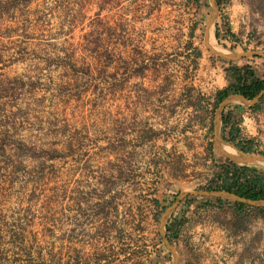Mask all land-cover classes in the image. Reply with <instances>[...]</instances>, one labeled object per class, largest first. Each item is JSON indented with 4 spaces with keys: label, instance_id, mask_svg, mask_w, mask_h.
Listing matches in <instances>:
<instances>
[{
    "label": "rangeland",
    "instance_id": "1",
    "mask_svg": "<svg viewBox=\"0 0 264 264\" xmlns=\"http://www.w3.org/2000/svg\"><path fill=\"white\" fill-rule=\"evenodd\" d=\"M74 2L12 0L0 11V129L11 127L28 147L0 156V209L22 217L30 232L25 251L14 253L31 256L8 255L9 264H171L158 240L171 205L155 221L152 200L217 187L215 175L227 165L209 129L220 84L209 85L226 81L229 64L204 43L211 1L193 16L185 0H103L97 18L99 1L90 0L82 24L69 31ZM193 22L202 57L195 73L187 47ZM94 27L108 29L104 38L117 44L110 68L76 46ZM209 32L229 53L264 55V0H219ZM233 64L264 80V58ZM106 82L117 86L114 101L97 94ZM260 120L250 156L264 155V113ZM241 128L238 143L250 136ZM213 199L188 196L179 206Z\"/></svg>",
    "mask_w": 264,
    "mask_h": 264
},
{
    "label": "trees",
    "instance_id": "2",
    "mask_svg": "<svg viewBox=\"0 0 264 264\" xmlns=\"http://www.w3.org/2000/svg\"><path fill=\"white\" fill-rule=\"evenodd\" d=\"M14 1V0H13ZM74 4L77 7L76 13L77 18L74 17V20L71 21V26L69 31L77 27V24H82L81 20L78 18L82 11H84L89 4L90 0H74ZM98 11L95 16L98 18L99 12L102 11V6L100 5L103 0H98ZM186 6L188 9L192 11L193 16L199 15V10L201 7L202 0H185ZM218 2L219 0H215ZM12 3V0H1L0 1V11L8 12L9 4ZM14 3H12L13 5ZM12 9V7L10 8ZM96 18V19H97ZM100 24V20H97ZM199 21V20H198ZM93 22L92 24H94ZM197 22H193L189 28L188 37L190 39L187 47L192 49L194 59L192 60V69L191 71L195 73L198 70V60L201 58V51L199 48L193 46V42L191 41L194 38V33L197 29ZM93 27V25H92ZM108 30V29H107ZM103 27H94L89 32H84L80 37V42L77 43V48H79L82 52L88 51L92 52L96 55L99 65L103 66L102 68H110L114 60L111 57H114L116 50V42L111 44L107 43V40L104 38L105 32L107 31ZM112 32H116V27L111 29ZM90 47V48H89ZM101 55H103V62L101 60ZM117 55V54H116ZM255 58V57H254ZM108 59V61H105ZM112 69L116 70V68L112 67ZM148 66L144 65L142 67L143 70H147ZM225 79L227 81V85L225 88L216 91L214 95V102L212 103L213 109L215 110L218 105L229 95H240L244 97L246 100H253L257 97L264 89V80L258 77L255 71L250 66H237L233 63H229L228 66L224 70ZM116 72L110 74V78L113 81H116ZM14 81H17L18 78H13ZM77 79L75 78H67L64 83L66 86H70ZM112 81V82H113ZM114 83V82H113ZM111 82H106L107 88L99 89L97 94L99 97L105 99L107 96L112 97L114 101L117 95V86H114ZM2 83L0 82V86ZM193 88L189 89V94L192 93ZM192 95V94H191ZM192 97V96H191ZM264 99V94L259 98V102ZM197 102H201L204 100L201 96H196ZM208 106L207 100L205 101ZM189 106L193 104L191 102L188 103ZM3 105L0 103V112L3 111ZM254 110H258V106L253 107ZM227 111V112H226ZM212 124L210 125V131H212ZM10 130L12 128L10 127ZM8 128L0 129V156L6 157L10 152L16 153L12 154L17 156L19 152L23 151V148L27 151L28 147L24 144L22 140H15V136L12 132H10ZM221 135L225 142L234 146L238 150H240L244 154H251L253 143L249 141H241L237 142V138L239 137V129L236 125V122L233 120V117L230 111L225 108L222 114V122H221ZM209 151L211 149L209 148ZM42 154L44 153L41 150ZM48 153V152H47ZM46 154V151H45ZM26 157L37 159L40 156H29ZM54 158L52 156H48L44 158V161H51ZM227 165L219 167V171L216 173V181L219 183L217 187H208L206 191H226L232 193L239 198L257 201L264 199V170L257 167H249V166H237L228 159H225ZM164 204L160 203L156 198L152 200L153 205L157 209L154 219L158 221L160 214L162 211L172 205L174 202L173 199L165 198ZM210 201V200H207ZM213 201L215 204L220 206H228L236 208L239 212H244V210L253 216H260L264 218V207H251L243 203L239 202H229L219 198H214ZM245 218L242 216L238 220L239 223L244 222ZM166 237L169 242L172 244L175 239H177V232H174L172 226L170 224H166ZM29 230L27 226L23 225L22 217L11 216L3 213L0 209V264H9L8 255H15L17 257H21L20 255H26L28 257L31 256V252L27 253H14V251H25V248L28 246L29 238ZM160 236L158 235V240ZM160 243V240H159ZM11 253V254H10ZM20 261V259H16L12 262ZM24 264H32L30 260H26Z\"/></svg>",
    "mask_w": 264,
    "mask_h": 264
},
{
    "label": "crops",
    "instance_id": "3",
    "mask_svg": "<svg viewBox=\"0 0 264 264\" xmlns=\"http://www.w3.org/2000/svg\"><path fill=\"white\" fill-rule=\"evenodd\" d=\"M221 80L217 78L209 85L214 89V83L220 84L214 93L226 87L227 82ZM262 104L263 100L252 105L235 102L226 107L239 134L244 132L243 126L250 135L246 141L255 142L259 133L257 122L261 123L264 113ZM256 105L258 110L253 109ZM242 216L245 221L239 223ZM171 217L167 224L177 232V239L171 244L177 255L176 264H264V218L211 200L180 205Z\"/></svg>",
    "mask_w": 264,
    "mask_h": 264
},
{
    "label": "water",
    "instance_id": "4",
    "mask_svg": "<svg viewBox=\"0 0 264 264\" xmlns=\"http://www.w3.org/2000/svg\"><path fill=\"white\" fill-rule=\"evenodd\" d=\"M210 1H211L212 12H211L209 20L207 22L205 40L207 38L209 28H210L213 20L215 19V13H216V1L215 0H210ZM206 48H207V50L211 51L215 56H217L219 59H221L222 61L227 62V63H233V62L239 61V60L244 59V58H249V57H262V58H264L263 54H260L257 52H246L244 54L230 53V55H223L221 53H217V52L212 51L207 46H206ZM263 94H264V89L257 97H255L253 100H250V101L246 100L244 97H242L240 95H229L218 105V107L215 110V115H214V119H213V151L216 154H218L219 156H222V157L228 159L229 161H231L232 163H234L237 166H248L254 162H263V164H264V155L250 156V155L244 154L240 150H238L237 148H235L234 146L228 144L227 142H225L223 140V138L220 135L223 111L229 104L235 103V102H239V103H243V104H247V105H252V104L256 103L257 101H259V98ZM221 144H228L229 146L233 147L236 151L239 152L240 157L234 158V157L227 155L222 150ZM188 196H192V197H196V198H219V199L229 201V202L243 203V204H246V205L251 206V207H264V199L257 200V201H251V200L239 198L238 196H236L232 193H229L226 191H220V190L193 191V192H182V193H180L177 196V198L175 199L174 203L168 209L165 210V212L163 213V215L161 217L160 224H159V234H160L163 245L167 248V250L171 254V258H172L171 264L177 263V255H176L171 243L169 242L168 238L166 237L165 227H166L167 221H168L169 217L171 216V214L179 206L181 201Z\"/></svg>",
    "mask_w": 264,
    "mask_h": 264
},
{
    "label": "bare ground",
    "instance_id": "5",
    "mask_svg": "<svg viewBox=\"0 0 264 264\" xmlns=\"http://www.w3.org/2000/svg\"><path fill=\"white\" fill-rule=\"evenodd\" d=\"M205 45L207 47H209L214 52L221 53L223 55H230V53L227 50H225V49H223V48H221L220 46L217 45V43L212 38V35L210 34V32H208L207 38L205 40ZM209 52H211V51H209ZM221 148L227 155H229L231 157H234V158L240 157L239 156V152L236 151L233 147L229 146L228 144H221ZM250 165H253V166H264L263 162H254V163H251Z\"/></svg>",
    "mask_w": 264,
    "mask_h": 264
}]
</instances>
